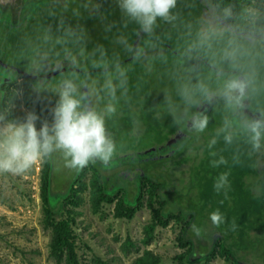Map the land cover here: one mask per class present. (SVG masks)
Here are the masks:
<instances>
[{
  "label": "trees",
  "instance_id": "1",
  "mask_svg": "<svg viewBox=\"0 0 264 264\" xmlns=\"http://www.w3.org/2000/svg\"><path fill=\"white\" fill-rule=\"evenodd\" d=\"M78 1L72 4L70 0H63V3L61 0H38L26 4L18 0V4H21L23 10L21 18L26 20L23 23L33 22L31 18L40 10L43 17L49 18L53 31L58 33V50L68 58H73L71 64L84 60L88 65L89 71L83 68L81 72H65L72 75L68 79L86 94L85 103L103 113L106 105L112 104L115 99L125 102L120 109L114 106L115 111L105 115V128L126 112L125 118H129L127 121L142 122L152 130L153 126L158 130H167L163 138L172 137V140L169 147L149 150L147 154H154L153 157L146 154L135 156L141 147H122L115 149L108 165L97 162L80 171L65 168L66 172L71 171V177L65 183V190L61 191L53 190V155L57 156V152L46 158L42 163L40 198L45 222L52 227L49 245L51 257L56 264L63 261V258L65 264H78L71 242L74 237L72 226L78 214L67 208L69 205L77 208L81 204L79 193L86 187L82 178L89 170L92 177L87 187L94 209L102 203H115V215L131 219L142 207V198L147 193L150 208L153 207L151 204H155L156 208L145 230L149 229L152 233L155 226L165 227L171 220L182 225L177 243L184 251L172 257L174 264H209L216 250L218 255L232 264H247L242 262L240 256L251 253H257L261 258V262L256 264H264V138L260 141L261 147L255 149L250 134L245 131V123L241 120L248 123L264 117V104L259 102L256 107L251 106L250 98L253 95L248 80L241 72L230 73L241 77L247 87L242 106L228 105L222 92L224 84L229 80L220 81L209 77L207 70L219 71L203 63L201 57L204 60L206 58L202 47L197 46L192 54H175L169 46L166 47L154 36L146 34L139 24L129 19L121 11L119 0ZM252 1L205 0L209 11H221L219 15L231 26L233 39L240 37L241 43L244 39L240 34L256 35L264 43V6L257 5L260 12L255 21L243 20L246 11L244 4ZM63 7L68 9L67 19L78 21L77 27L74 28L75 24L71 23L62 24L60 20L64 21V18L58 12ZM8 10L0 4V19L16 25L19 21L16 18L18 9L13 7L10 10L12 12ZM226 11L230 14L225 15ZM96 12L99 14L93 15ZM92 15L94 20L91 19ZM82 17L86 22L85 19L82 21ZM87 25L93 26L98 33L89 36L81 32L80 29H85ZM12 37L10 31L6 30V35L0 33V43L9 44L15 40ZM226 40L229 41L225 38L218 43L214 39L213 45L217 49L224 46L228 48L230 44ZM80 50L82 53L78 54ZM129 57L132 59L124 61ZM3 62L5 67H15L11 60ZM260 67L264 71V64ZM5 70L2 68L3 72ZM154 72L157 85L153 83ZM3 75L5 79L8 76L6 72ZM16 77L22 79L21 86L17 88L21 89L26 106L30 111H35L41 120L50 123L49 110L55 104L50 92L38 85V78ZM16 77L11 79L15 81ZM54 77H61L60 73L51 79ZM92 77L98 80L100 91L96 90L93 80H87ZM170 85L172 90L167 89ZM0 93L1 113L7 104L17 102L18 95L3 86ZM55 97L58 98L56 94ZM127 108L131 109V117L128 116L130 109ZM139 110L143 113H137ZM193 113L207 114V121L215 127L214 131L207 136L206 141L201 137L203 145L198 143L195 147H182L176 151L173 137L180 128L187 126L188 129ZM222 125H226V129L230 126V131L220 130ZM142 136L144 133L137 135L138 138ZM184 136L186 138L184 134L180 137ZM227 136H231V142L226 141ZM143 156L149 159H142ZM160 159L162 163L159 166L153 164ZM221 160L224 163H219ZM214 163L217 166H213ZM222 173L228 174V183L218 193L213 184ZM185 178L187 184H181ZM60 210L65 211L58 215L61 219L51 221ZM215 210H219L224 217V223L219 227L212 225L209 220V214ZM63 215L66 219H62ZM193 224L200 229L199 235L193 231ZM151 237L147 234L143 243L149 244ZM129 246L135 247V244L128 240L123 243L122 249ZM162 258L160 254L145 250L135 259L134 264H159ZM95 264L111 263L96 259Z\"/></svg>",
  "mask_w": 264,
  "mask_h": 264
},
{
  "label": "rangeland",
  "instance_id": "2",
  "mask_svg": "<svg viewBox=\"0 0 264 264\" xmlns=\"http://www.w3.org/2000/svg\"><path fill=\"white\" fill-rule=\"evenodd\" d=\"M23 1L29 4L38 0ZM70 1H72V4L75 1L79 3L78 0ZM61 2L63 3V0ZM0 4L7 10H12L13 7H16L18 9L16 18L19 20L15 25L12 23L8 24L3 19H0V29H2L0 33L4 36L6 35V30H9L15 38L9 44L0 43V59L3 61L11 60V63L16 68L38 76V85L43 90L49 91L50 97H53L52 101L56 103L58 98L55 97V90L59 87L60 82L72 75L65 73V71L60 73L61 77L52 79H42L41 76L53 71L73 67V69L80 71L83 68L89 71L88 65L84 60L71 64L73 58H68L65 53L58 50L59 46L56 37L58 33L53 31L49 18L43 17L40 10H35L36 13L31 18L33 22L26 24L23 23L26 20L21 18L23 10L21 4H18V0H0ZM258 4L263 7L264 1L253 0L250 4H244V7H246L243 17L244 21L253 22L256 20L260 12ZM177 6V10L176 4L171 9L173 19L165 21L158 18L154 29L151 32H146V34L154 36L166 47L169 46L173 51L181 55L192 54L194 50H197V46L198 48L202 47L201 50L206 58L205 61L223 71L217 73L207 70V73L210 74L209 77L212 79L217 78L220 81L241 80V77L238 78L230 74L232 72H241L243 77L248 80L253 95L250 98L251 106L254 108L259 102L264 104V71L260 67L264 64V47H262L264 43L260 41L261 39L256 35L248 34H240L241 36L243 35L244 42L239 43L240 37L233 39L231 26L219 15L221 11L217 9L209 11L205 0H177ZM10 10L7 12H12ZM58 13L64 18V21L60 20L63 25L71 23L75 24L74 28L78 26L76 19L66 18V13H68L66 7H63ZM98 14L96 12L93 15ZM93 15L92 20L95 18ZM84 19L82 17V21ZM85 27V29L81 28L80 30L86 35L94 36L98 33V30L93 29V26L87 25ZM209 28L212 30L208 31ZM226 33H229L232 37H229ZM225 38L229 39V41L226 40L225 42H228L230 47L224 46L217 49L213 45L214 39L221 43ZM79 53H82V51H78ZM2 73L4 72L2 67H0V88L1 86L8 88L10 91H14L18 97L17 102L7 104V108L0 115L5 116L8 120L13 118L22 120L26 113L30 111V108L26 106L22 98L21 89L17 88L21 86L22 79L7 70V73H10L8 75L9 78L16 77L15 81L11 78V81H8L4 75L2 76ZM153 77V83L157 85L158 81L155 72ZM55 80L60 82L57 83ZM87 80H93L96 90H101L96 78L92 77ZM2 82L4 84H1ZM167 89L172 90L171 85ZM158 92H160L159 87ZM124 104L125 102L122 103L117 99L112 103L118 109L123 107ZM30 105H32L31 102ZM54 106L55 104L49 110L50 122L52 120L51 109ZM131 113L130 109V115L128 116L131 117ZM137 113L142 114L143 112L139 110ZM125 116L126 112L120 114V117L111 122L106 128V133L112 139L116 150L122 147H141L142 149L135 154V156H139L142 154L149 155L147 152L152 149L157 150L161 147H169L172 137L163 138L166 136L167 130H158L154 126L152 130L150 127L146 128L142 122L137 123L134 121L132 123L131 120L127 121L129 118H125ZM205 116L207 117V114ZM241 120L245 125L247 124L243 119ZM224 123L226 122L222 124ZM215 125H219V123ZM188 126V129L186 128L187 126L180 128L178 134L173 137V141H176L174 146L176 151L181 150L182 147H195L198 143L202 144L203 140L206 141L207 136L211 135L215 128L209 124V121H207L204 130L200 132L192 129L191 122ZM222 126L220 130L230 131L231 129L230 126L227 129L226 125ZM142 133H144V136L138 138L137 135ZM182 134L186 135V138L185 136L183 138L180 137ZM201 137H203V140ZM149 156L153 157L154 154ZM53 158L55 166L52 171L53 190H65V183L71 177V171L66 172L62 153L57 152V156L55 154ZM142 159L146 160L149 157L143 156ZM161 163L162 159L155 161L153 164L159 166ZM41 170L42 163L34 165L20 175L0 174V264H56V261L51 257L49 247L52 227L45 222L44 208L40 198ZM91 177V172L87 170L82 178L86 187L79 193L81 204L77 208L72 205L67 208L68 210L76 211L78 214L75 216L76 223L72 226L74 231L72 236L74 235V237L71 240L78 264H95L96 259L108 261L111 264H134L135 259L141 256L145 250L163 256L159 264H174L172 257L184 251L177 243L182 225L171 220L165 227L155 226L152 233L149 232V229L145 230L151 223L153 210L156 208L155 204H151L153 207L150 208L147 193H144L142 198V207L135 212L131 219L117 217L115 215V203H102L97 209H94L90 201V189L87 187ZM185 179L184 183L181 184H187V178ZM247 179H251V177ZM60 213H65V211L60 210L55 215L56 217L53 216L54 218L50 220L61 219V216H58ZM64 218L66 219L65 215L62 216V219ZM147 234L152 237L150 243L145 245L143 239ZM128 240L132 241L135 247L129 246L123 250L122 245ZM240 258L242 262L247 264L261 262V258L257 253L241 255ZM59 264H65V258ZM209 264L232 263L231 261H225L223 257L218 255V250H216L215 255L209 260Z\"/></svg>",
  "mask_w": 264,
  "mask_h": 264
},
{
  "label": "clouds",
  "instance_id": "3",
  "mask_svg": "<svg viewBox=\"0 0 264 264\" xmlns=\"http://www.w3.org/2000/svg\"><path fill=\"white\" fill-rule=\"evenodd\" d=\"M175 4L176 0H119L121 11L139 24L144 32H151L158 18L165 21L173 19L171 9ZM229 14L225 12V15ZM246 87L244 80L227 81L222 92L225 102L228 105L242 106ZM55 91L58 99L51 109L50 123L41 120L35 111L27 112L22 120H8L0 115V174L25 173L34 165L45 162L54 152L62 153L64 166L76 171L97 162L108 165L112 160L115 145L106 133L105 115L115 111L114 105L108 104L103 113L97 112L85 103L86 94L71 79L63 80ZM206 124L205 115H191V127L194 131H203ZM245 131L250 134L253 147L259 149L260 141L264 138V117L249 121L245 125ZM225 139L231 142V136ZM213 166L217 165L214 163ZM227 183L228 174L222 173L214 182L213 188L219 193ZM209 220L216 227L224 223L219 210L211 212ZM192 229L199 235L200 229L195 224Z\"/></svg>",
  "mask_w": 264,
  "mask_h": 264
},
{
  "label": "water",
  "instance_id": "4",
  "mask_svg": "<svg viewBox=\"0 0 264 264\" xmlns=\"http://www.w3.org/2000/svg\"><path fill=\"white\" fill-rule=\"evenodd\" d=\"M174 53L177 54V52H174ZM131 59H132V57H129V58L125 59L124 61H128V60H131ZM201 59H202L203 63L207 67H209L210 69L215 70V71H219V72H223L222 70H220V69H218L216 67H213L210 64H208V62H206L202 57H201ZM4 65H5L4 62L0 59V67L3 68ZM11 70L14 71L15 74L20 75V76L25 77V78H31V79H37L38 78V76L29 74V73H27V72H25V71H23V70H21L19 68H16V67H12ZM66 70H69V71L76 70V71L81 72L80 70H77V69L65 68V69H61V70L50 72V73H48L46 75H42L41 78L48 79V78H51V77H53V76H55V75H57L59 73L65 72ZM8 78H9V76H7V79ZM257 115H259V113H257Z\"/></svg>",
  "mask_w": 264,
  "mask_h": 264
},
{
  "label": "flooded vegetation",
  "instance_id": "5",
  "mask_svg": "<svg viewBox=\"0 0 264 264\" xmlns=\"http://www.w3.org/2000/svg\"><path fill=\"white\" fill-rule=\"evenodd\" d=\"M11 68H12V66H9V67H5V65L3 66V69H6L4 72L7 73V70H8V71H11V72L16 76L17 74H15V72L12 71ZM7 74L10 75V73H7ZM10 78H11V77H10ZM10 78L7 79V80H8V81H11ZM7 80H6V81H7Z\"/></svg>",
  "mask_w": 264,
  "mask_h": 264
}]
</instances>
